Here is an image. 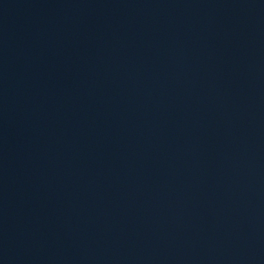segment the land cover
Instances as JSON below:
<instances>
[{"label":"water","instance_id":"95a60500","mask_svg":"<svg viewBox=\"0 0 264 264\" xmlns=\"http://www.w3.org/2000/svg\"><path fill=\"white\" fill-rule=\"evenodd\" d=\"M111 264H264V0H57Z\"/></svg>","mask_w":264,"mask_h":264}]
</instances>
